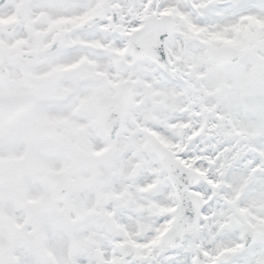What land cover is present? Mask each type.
Instances as JSON below:
<instances>
[{
	"label": "snow or ice",
	"instance_id": "6c2138e0",
	"mask_svg": "<svg viewBox=\"0 0 264 264\" xmlns=\"http://www.w3.org/2000/svg\"><path fill=\"white\" fill-rule=\"evenodd\" d=\"M0 264H264V0H0Z\"/></svg>",
	"mask_w": 264,
	"mask_h": 264
}]
</instances>
